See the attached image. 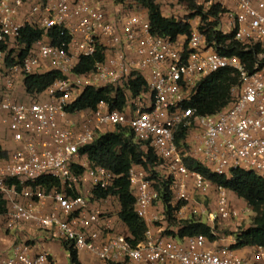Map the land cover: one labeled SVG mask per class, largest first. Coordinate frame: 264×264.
<instances>
[{
    "label": "built area",
    "instance_id": "built-area-1",
    "mask_svg": "<svg viewBox=\"0 0 264 264\" xmlns=\"http://www.w3.org/2000/svg\"><path fill=\"white\" fill-rule=\"evenodd\" d=\"M125 3L0 0V146L3 138L11 141L7 157L0 159V195L10 202L5 227L32 224L49 238L93 256L96 264H264L263 247L237 250L234 235L219 232L248 227L253 208L186 163L192 158L218 175L240 168L264 177V54L252 69L239 56L220 54L201 31V20L187 38L156 35L147 11ZM213 4L224 10L220 32L234 34L248 52L264 49V0H209L208 6ZM24 8L29 12L22 16ZM27 25L42 29L44 36L22 57L21 30ZM53 28L69 41L53 44ZM98 52L103 60L92 71L74 73L83 57ZM222 69L238 75L230 104L216 114H198L187 104L199 84ZM52 70L64 78L30 102L11 99L20 78ZM137 78L145 81V90L134 96L129 83ZM87 87L121 89L125 110L111 111L101 101L95 110L68 112ZM119 126L131 128L137 143L149 144L162 161L157 171L160 182H169L173 216L178 221L198 218L216 239L169 234L177 230L168 226L158 182L141 166L131 167L128 179L135 212L147 228L145 239L133 245L130 235L113 230L111 217L91 198L93 191L113 187L116 177L91 164L81 150ZM42 177L59 184L48 191L36 185ZM47 199L53 208L43 213ZM0 264L57 262L46 251L32 255L23 243L12 257H1Z\"/></svg>",
    "mask_w": 264,
    "mask_h": 264
},
{
    "label": "trees",
    "instance_id": "trees-1",
    "mask_svg": "<svg viewBox=\"0 0 264 264\" xmlns=\"http://www.w3.org/2000/svg\"><path fill=\"white\" fill-rule=\"evenodd\" d=\"M136 5L144 8L151 24V30L154 34L162 37H170L176 40L180 37L187 38L190 36L192 26L182 20L163 16L161 5L158 0H134ZM195 2L194 0H192ZM130 0H115L116 4H124ZM126 4V3H125ZM133 5V7L135 6ZM196 4V3H195ZM197 6V5H196ZM208 7V4L205 5ZM200 8V7H199ZM201 12H202V8ZM210 11L206 14L205 20L210 16H215L219 20V15L224 12L220 5H211ZM198 15V14H197ZM197 15H189L185 20L193 19ZM202 19L201 23H203ZM219 22L209 23V28L201 26L200 29L207 35L209 44L222 55L239 56L252 69L258 60V55L264 54V49L256 46L252 51H246L245 48L235 40L234 34H223L218 30ZM44 31L37 27L25 26L21 30L20 42L25 49L22 50V57L26 56L32 46L41 40ZM49 37L53 44L58 45L68 42L70 37L62 35L58 28H53L49 32ZM184 41V39H183ZM187 41V40H186ZM103 60V55L98 52L94 57L82 58L80 63L75 67L74 73L84 74L94 69L97 62ZM264 62V58L262 59ZM64 78L58 70H52L42 75H30L24 79L26 92L35 95L45 92L56 80ZM238 75L233 70L222 69L203 80L197 89V93L192 97L187 106L196 110L200 115L216 114L227 108L231 102L232 86L237 84ZM132 94L135 96L145 90V81L137 78L129 83ZM101 101H105L111 111L123 112L126 107V95L121 89L103 88L96 89L87 87L82 95L67 110L75 113L84 110H95ZM82 155H86L90 163L101 166L111 171L116 179L114 186L108 190L98 189L93 191L92 201L106 199L109 196L118 198L121 205L119 217L129 230L130 242L137 245L144 241L146 225L135 212V195L130 189L128 179L129 170L133 166H141L151 175V179L158 182L155 186L161 194L165 205V214L168 218L169 228L177 230L176 233L168 232L180 238L194 237L203 235L209 240L216 237L212 234L210 226L201 222L198 218H191L184 221H178L173 216V209L168 207L171 201V192L168 181H159L158 165L162 162L155 150L149 146L144 147L137 143L131 128L117 127L114 131L100 135L96 141L81 150ZM7 157V151L0 146V159ZM190 168H194L207 179L215 184L227 188L237 201L246 202L254 211L251 224L246 228H240L237 232H229L227 229L224 234H233L237 239V250H244L255 246L264 248V177L257 175L255 172L246 171L240 168L233 169L228 175H218L205 167L199 161L188 158L186 160ZM82 174V170L77 171ZM11 183V182H10ZM58 181L52 177H42L36 181V185L44 186L48 191L58 185ZM20 190V189H19ZM6 201L0 195V213L6 212ZM256 214V215H255ZM64 247L69 251L70 264H81L79 252L68 244ZM108 264H127L125 262Z\"/></svg>",
    "mask_w": 264,
    "mask_h": 264
},
{
    "label": "crops",
    "instance_id": "crops-1",
    "mask_svg": "<svg viewBox=\"0 0 264 264\" xmlns=\"http://www.w3.org/2000/svg\"><path fill=\"white\" fill-rule=\"evenodd\" d=\"M163 16H166V12L161 8ZM29 12L28 8H24L22 16H25ZM178 20V19H177ZM182 21L188 22L192 27L196 26L200 22V17H195L193 19ZM15 92L11 99L16 102H30L33 99V95L26 92L24 86V78H20L15 88ZM7 135V129L2 128V136ZM4 144L2 148L8 150L11 146V141L3 138ZM86 187V186H85ZM87 188V187H86ZM85 188V189H86ZM6 201V212L4 214L0 213V258L1 257H12L17 249L23 243H27L30 246L31 254L36 255L42 251L50 253L57 264H70V254L69 251L64 247V245L58 240L49 238V235L35 228L32 224H24L17 229L8 230L5 227V220L7 217V212L9 211L10 202L5 196ZM96 207L101 208L105 213H107L113 222V230L119 234H124L129 236V230L126 225L121 221L119 217V212L121 210V205L119 200L115 196H109L106 199L91 201ZM45 206L43 213H49L53 208L52 201L47 199L45 201ZM79 260L81 264H94L97 260L83 252L79 251Z\"/></svg>",
    "mask_w": 264,
    "mask_h": 264
},
{
    "label": "rangeland",
    "instance_id": "rangeland-1",
    "mask_svg": "<svg viewBox=\"0 0 264 264\" xmlns=\"http://www.w3.org/2000/svg\"><path fill=\"white\" fill-rule=\"evenodd\" d=\"M106 1L115 2V0H106ZM194 1L195 2H193L192 0H158V3L161 5V8H163V10L166 12V16H169L171 18L173 17L178 20H182L192 14L193 15L198 14L197 16L200 17L201 21L202 19H204L203 26H205L206 29L209 28V23L219 22V20L215 16H210L207 20H205L204 16H206V14L209 13L210 11V9L208 8L209 6L208 7L205 6L206 4H208L209 0H194ZM135 3L136 2L134 0H130L129 4L127 5V8L132 9ZM199 7L202 8V12ZM0 88H1L0 98H2L1 93L4 91V88H2L1 84H0ZM15 90L12 91L11 97L13 96ZM252 218L253 217H250V219ZM224 231L225 229L219 228V232L221 234H223ZM94 264H96V262Z\"/></svg>",
    "mask_w": 264,
    "mask_h": 264
}]
</instances>
